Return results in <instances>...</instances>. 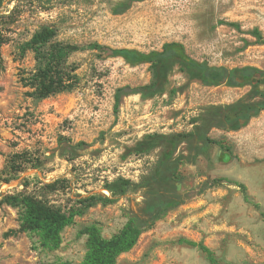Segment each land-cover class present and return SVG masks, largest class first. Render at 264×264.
Returning <instances> with one entry per match:
<instances>
[{
    "label": "rangeland",
    "instance_id": "374dc122",
    "mask_svg": "<svg viewBox=\"0 0 264 264\" xmlns=\"http://www.w3.org/2000/svg\"><path fill=\"white\" fill-rule=\"evenodd\" d=\"M16 5L24 13L13 37L54 27L58 40L78 47L69 63L78 67L79 82L71 92L30 98L23 79L36 69L35 54L22 53L15 43L1 50L0 264H81L89 229L111 238L127 223L132 203L142 201L141 193H122L121 183L146 177L161 148L139 153L137 145L152 133H189L197 125L217 142L211 149L217 160L203 155L181 165L184 204L116 264H264V110L238 130L219 127L211 115L247 97L250 87L206 86L176 64L161 93L130 95L126 87L136 90L155 80L151 65L133 67L94 49L98 44L150 52L179 42L211 66L264 71V0ZM119 89L126 90L116 107ZM181 155L192 161L194 146L181 145ZM78 195L97 203L65 228L54 250L43 246L40 234L24 229L25 210L14 200L31 196L70 209L80 206Z\"/></svg>",
    "mask_w": 264,
    "mask_h": 264
},
{
    "label": "trees",
    "instance_id": "16d2710c",
    "mask_svg": "<svg viewBox=\"0 0 264 264\" xmlns=\"http://www.w3.org/2000/svg\"><path fill=\"white\" fill-rule=\"evenodd\" d=\"M36 1L38 0H0V53L4 46L15 43L22 53L35 54L36 69L23 79V84L25 88L30 89L27 92L28 97L45 100L57 94L71 92L76 88L79 82L76 74L78 67L70 64L69 59L78 51V47L58 40V31L51 26L42 27L30 38L17 40L13 37L24 13L22 7L15 4L23 2L32 4ZM94 49L106 58H121L133 67L150 64L155 79L150 85L136 90L126 87L127 94H141L145 98L163 91L168 75L176 64H180L191 77L200 79L206 86L211 87L222 85L232 88L244 87L250 84L248 83L250 79L264 76V71L255 67L229 70L226 67L211 66L208 62L197 61L179 42L165 43L161 50L150 52L129 48L115 49L98 44L94 46ZM256 86L254 93L258 95L260 90ZM126 89H119L115 95L116 107L120 105L121 93ZM263 110L264 99L254 101V96L247 95L233 105L216 108L211 115L214 120H218L216 122L219 127L225 130H238ZM214 126L217 127V125ZM208 131L197 125L195 130L189 133L169 135L152 133L137 145L139 153L161 148L156 164L146 177L139 183L131 181L121 183L122 193L130 191L141 193L142 201L132 203L127 213V223L111 238H103L95 228L89 229L88 252L81 264H116L122 254L131 251L138 244L145 232L151 230L171 211L184 204L178 183L181 165L185 162L195 163V160L203 155L211 162L217 160L216 156L213 158L211 156V149L217 142L209 137ZM183 144L194 146L195 155L192 161L184 155L177 156V151ZM73 151L76 153L75 146ZM241 187L245 188L242 185ZM78 198L80 206L70 209L49 205L31 196H18L14 200L25 210L24 229L40 234L43 246L54 250L59 248L61 233L65 228L72 225L76 217L82 216L87 209L97 203L95 197L78 195ZM103 198L108 199L105 196Z\"/></svg>",
    "mask_w": 264,
    "mask_h": 264
},
{
    "label": "flooded vegetation",
    "instance_id": "af4514ba",
    "mask_svg": "<svg viewBox=\"0 0 264 264\" xmlns=\"http://www.w3.org/2000/svg\"><path fill=\"white\" fill-rule=\"evenodd\" d=\"M256 79H260V83H258V80ZM256 79H250V81L248 83L250 84H246L244 87H250V90L248 91V95L249 97L254 96V101H260L264 99V76L262 77H257ZM255 85H257L256 87L260 90V94L256 95L254 93L255 91ZM240 88V87H237Z\"/></svg>",
    "mask_w": 264,
    "mask_h": 264
}]
</instances>
